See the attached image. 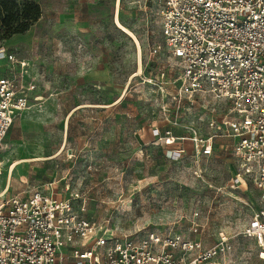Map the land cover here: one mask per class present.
Instances as JSON below:
<instances>
[{"label": "rangeland", "instance_id": "374dc122", "mask_svg": "<svg viewBox=\"0 0 264 264\" xmlns=\"http://www.w3.org/2000/svg\"><path fill=\"white\" fill-rule=\"evenodd\" d=\"M17 1H34L42 13L24 33L3 37L0 25L7 50L0 76L33 86L5 135L0 200L52 182L54 195L76 192L74 208L101 225L204 246L225 235L236 246L234 264H264V247L241 234L259 190L235 176L232 154L221 149L226 140H216L212 154L196 155L184 139L174 158L154 132L166 128L173 109L166 94L174 67L151 1ZM116 14L139 49L115 25ZM192 116L188 123L207 132Z\"/></svg>", "mask_w": 264, "mask_h": 264}, {"label": "built area", "instance_id": "2783aa9c", "mask_svg": "<svg viewBox=\"0 0 264 264\" xmlns=\"http://www.w3.org/2000/svg\"><path fill=\"white\" fill-rule=\"evenodd\" d=\"M150 1L174 67L166 94L173 109L166 128L154 132L174 158L184 152V139L196 155H210L216 140H226L223 152L232 154L235 176L259 190L260 204H252L241 234L264 247V0ZM6 56L0 45V60ZM32 87L0 76V157L14 113L27 106ZM190 115L205 121L208 131L188 123ZM176 126L186 134L175 135ZM1 165L0 158V171ZM77 197L34 188L0 200V264L235 263L236 246L225 235L204 246L176 234L117 231L76 210Z\"/></svg>", "mask_w": 264, "mask_h": 264}, {"label": "trees", "instance_id": "16d2710c", "mask_svg": "<svg viewBox=\"0 0 264 264\" xmlns=\"http://www.w3.org/2000/svg\"><path fill=\"white\" fill-rule=\"evenodd\" d=\"M41 13L40 5L34 1L0 0V25L3 37L24 33ZM119 21L123 24L121 20Z\"/></svg>", "mask_w": 264, "mask_h": 264}, {"label": "bare ground", "instance_id": "6f19581e", "mask_svg": "<svg viewBox=\"0 0 264 264\" xmlns=\"http://www.w3.org/2000/svg\"><path fill=\"white\" fill-rule=\"evenodd\" d=\"M118 4V3H117ZM114 23L115 25L123 32H125L126 34H128L132 39L133 41L137 44V47L139 49V42L136 38V36L133 34V32L128 29L126 26H124L120 21H119V18H118V15L116 14L114 16ZM22 160H25V159H22ZM18 161H14L11 166H10V170L14 167V165L17 163ZM6 190V189H5Z\"/></svg>", "mask_w": 264, "mask_h": 264}, {"label": "crops", "instance_id": "0c3cea01", "mask_svg": "<svg viewBox=\"0 0 264 264\" xmlns=\"http://www.w3.org/2000/svg\"><path fill=\"white\" fill-rule=\"evenodd\" d=\"M5 76V75H4ZM27 93V95H28V92H26ZM20 111V110H19ZM18 112V111H17ZM17 112H15L14 113V115L17 113ZM14 117V116H13ZM13 120V119H12ZM164 130V129H163ZM172 131H173V133L175 134V135H182V134H185L184 133V131H183V129L182 130H178L177 128H172ZM222 146V150H223V145H221ZM22 161V160H21ZM41 184H39L37 187H35V188H39V189H41V190H44V191H46V192H51V193H53V191L51 190V188H50V186L48 185V190H46L45 189V187H44V184L45 183H47V184H49L50 183V185L52 184V182H40ZM66 188H68V185H66ZM54 194V193H53ZM56 195V194H55Z\"/></svg>", "mask_w": 264, "mask_h": 264}]
</instances>
